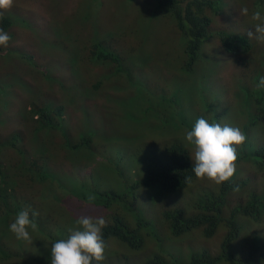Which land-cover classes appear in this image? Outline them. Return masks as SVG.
<instances>
[{"label": "rangeland", "instance_id": "obj_1", "mask_svg": "<svg viewBox=\"0 0 264 264\" xmlns=\"http://www.w3.org/2000/svg\"><path fill=\"white\" fill-rule=\"evenodd\" d=\"M255 1L222 0L219 6L221 13L215 15L211 26L213 30L210 29L212 33L222 30L232 36L249 40L253 45L249 54L251 59L248 58L241 65L227 56L224 48L223 53L217 48L212 49L211 60H213L214 65L208 59H205L206 63L196 65L194 77L199 80L205 75L206 81L204 83L199 81L193 87H190L193 82V74L189 75L192 79L189 78L177 64L180 63V59L177 62L176 58L184 51V46L179 44L178 30L175 24L166 18L163 20L153 19V22H158L160 26H152L153 29L147 33L153 39L146 45V47L150 46L148 55H140L141 57L135 60L137 69L134 76L141 80L143 88L134 89L131 93L134 94L133 98H130V93L125 92L120 94L118 96L120 99L117 98V100L112 87L108 88L106 84L104 89L100 88L97 93H93L91 96L89 94L84 95L87 110L93 114L95 121L98 119L108 121L106 125L102 126L101 131L103 133H99V137L109 133L108 138H106L108 140H99L91 145L93 157L85 160V167L83 168L77 170L72 168L75 166L66 161L63 156L56 157L57 165L56 161H48L49 170H52L50 176L56 186L51 196L60 199L59 206L54 205L60 214L53 217L46 215V212H50L51 208L45 209V207L53 206V204L39 196L37 186L33 189L29 188V191L22 188L18 190L20 199H24L23 209L29 212L30 218L34 219L36 223L37 218L44 219L42 223H44L45 228L60 223V226L54 231L58 240L64 239L71 232L68 225H78L75 219L66 220L64 215L70 216L77 210L81 211L82 205L79 202L69 200L70 198L77 200L79 199L78 194H82V192L94 196L97 190H117L123 196L124 201L127 193L136 194L135 196L144 200L139 201L138 199V205L133 211L137 212L141 202L140 206L145 219L152 223V226L154 225L155 232L165 240L164 250L168 256L173 254L180 258L182 263H189L193 253L205 250L210 255L217 256L227 232L225 225H221L217 235L211 239H206L202 233L197 231L175 238L166 224L167 220L161 215L162 212L173 209L171 203H165V200L160 202L162 198H160L158 188H152L151 193L149 188L136 186L141 178L138 171L143 173L144 170L142 163L147 153L146 145L154 150H162L168 146L165 144L166 141L173 143L178 140L189 149L190 153L193 151V146L185 140L186 129L182 131V127H176L174 131H171L173 123H165V120H169L171 117L169 110L167 113V109L162 111L163 116H160L159 120L147 122L148 106L143 104L144 99L141 95L152 96L157 99L161 98L159 96H169L166 99L170 102L173 101L171 98H175L172 103L159 100L162 102L159 104L166 108L171 107L178 114H182L181 117L193 126L195 121L201 117L211 123V115L205 111V105L208 101L212 104L214 111H212V123L239 127L245 133L248 140L243 145L236 146L239 153L247 151L245 147L248 144L250 147L247 151L248 154H252L259 145L264 146V123L256 119L255 109L252 110L250 104L254 103L250 97L251 91L256 97L264 99V87H257L260 77L264 76V44L258 43L255 39H250L247 35L248 31H255L254 25L257 23L252 19V13L259 10ZM126 3L130 5L123 8ZM150 3L151 0H14V6L10 10L4 11L3 15L9 17L14 26L9 28L7 32L12 38L8 47L0 46L2 49L0 52V91L3 93L0 95V110L3 102L8 103V107L1 113L4 126H0V134L8 136L19 127H14V123L20 121L19 113L24 107L31 109L33 106L37 107L38 104L41 107L47 106L52 101L59 106H64L65 111H68L65 116L71 123L81 126L85 119L89 120L88 116L84 117V110L78 106V103L68 102L69 96L73 95L70 88L65 94L64 90L52 81L53 79H60L66 84L74 78L72 64L69 60V56L73 52L66 46V41L72 40L71 36L78 34L76 40L73 41L77 42L80 47L79 52H81L84 44L87 47H94L96 41L93 42V39L96 37L94 34L97 31L99 32L97 41H102L103 45L112 51L122 53L127 57L139 55L142 52L137 51V49L142 48L144 42L138 37L135 28L138 26L135 16L146 13L154 18V15L158 14L159 11L145 10ZM84 5L89 6L92 10H86L85 13ZM242 7L249 8L248 16L245 17L240 14L239 10ZM261 14L264 15V10L261 11ZM210 15L214 14L210 12ZM90 35H92V39H88ZM84 37H86V42H84ZM217 39V35L213 34V38L203 46V51L218 45ZM26 51L32 57L28 60L31 69L28 73H20L18 56ZM78 61L81 62L82 58ZM101 64L103 63L95 62L90 57L79 64L80 68L85 69V76L88 77L85 80L89 83L90 88L95 83L102 81V75L109 76V81L114 88L128 85L127 80L121 79L122 75L120 77L111 76L115 71L114 65ZM126 67L129 68L127 65ZM30 72L31 74H29ZM20 77L26 83L25 89H22L17 82ZM13 82H15L14 85H12ZM7 85L9 86L7 87ZM28 86L32 87L30 92L26 89ZM179 88L181 89L179 90ZM193 91H198L201 95L204 93L206 100H203V97L193 93ZM208 91H210L209 94ZM171 95L173 96L171 97ZM157 102L158 100H156ZM247 118L252 121V124L248 126L250 130L245 132L243 124ZM114 130L118 132L120 139L122 138V141L129 148V150L125 149L129 152V159L132 154L142 152L135 158V163L134 160L127 161L125 155L120 154L118 149L121 144L110 141L115 133ZM28 147L31 149V146ZM43 147L47 155L53 154L47 146ZM243 166L247 169L246 165ZM248 170L249 175H245L247 184L244 189L237 196L227 197V199L231 198L233 206L234 204L237 205L238 202L241 204L250 200L254 193L258 194L257 198H263L264 201V173H259L255 168ZM209 181L205 178L199 180L196 185L208 186L207 189L210 190V193L215 189V186L210 185ZM78 184H82V186L77 187ZM51 196L48 198H52ZM149 196H154L157 200L152 201ZM197 196L199 195L192 198L185 195L182 200L189 203H183L180 198L173 199L172 203H179L190 210L191 203ZM131 201L134 202L135 200L131 199ZM33 213H38V215L33 216ZM262 220L264 221V218ZM3 233H7V227ZM30 234L35 235V232L32 230ZM142 234L146 236L145 230L142 231ZM243 234L232 246L241 241H246L243 244L245 250L253 242L264 245V222L261 225L255 223L247 226L243 230ZM147 239L145 249L135 251L118 244L116 238H110L106 247L108 251L105 254V262L108 264L146 263L154 256L152 253L158 251V245L150 237ZM35 247L39 249L40 255L49 256L51 246L41 247L39 244ZM235 253L239 255L240 248L236 247ZM1 258L2 255L0 254ZM42 259H46V257ZM219 264L226 263L223 261Z\"/></svg>", "mask_w": 264, "mask_h": 264}, {"label": "trees", "instance_id": "obj_2", "mask_svg": "<svg viewBox=\"0 0 264 264\" xmlns=\"http://www.w3.org/2000/svg\"><path fill=\"white\" fill-rule=\"evenodd\" d=\"M221 2L222 0H151L145 10L159 11V13L155 14L154 18L146 13H144L145 16L142 14L135 16L138 25L135 27L138 37L144 42V46L139 50L137 49V51L142 52L139 55L127 57L122 53L112 51L109 47L103 45L102 41H97L99 39V32L97 31L94 34L96 37L93 39V42L96 41L94 47H87L84 44L81 52H79L80 47L77 42L73 41L76 40L78 34L71 36L72 40L66 41V46L73 52L69 56L72 66L69 65L72 67L74 78L66 84L60 79V81L56 79L52 81L58 84L65 94L70 88L73 95L69 96L68 102L78 103V106L84 110V117L88 116L89 120L85 119L81 126L71 123L68 117L65 116L68 111H65L64 106H59L52 101L47 106L41 107L38 104L37 107L33 106L31 109L24 107L19 113L20 121H15L14 123V127H19L14 129L8 136L0 134V254L2 255L0 264H51V251L49 256H43L40 255L39 249H36L35 246L40 244L41 247H52L58 240L54 230L60 226V223L45 228L44 223H42L44 219L36 217L37 228L33 230L35 235L30 234L31 242L17 239L15 234L10 231V224L14 222L16 215L20 211H24V199H20L18 190L22 188L29 191V188L33 189L37 186L39 196L53 204V206L45 207V209L51 208V211H47L46 215L53 217L60 214V211L54 206H59L60 199L55 196L48 198L56 189L54 180L50 176L52 170H49L48 161H56L57 156H63L66 161L75 166L72 168L76 170L83 168L85 167V160L93 157L94 153H91V145L99 140H108L106 138H108L109 133L99 137V133H103L101 131L102 126L106 125L108 121L102 119L95 121L93 114L87 110L84 95L89 94L91 96L106 84L108 88L112 87L117 100L118 96L125 92L130 93V98H133L134 94L131 93H133L134 89L143 88L141 80L134 76V72L137 69L135 60L141 57L140 55H148L150 46L146 47V45L153 39L147 33L153 29L152 26H160L158 22H153V19L163 20L166 18L175 24L178 30L179 44L184 46V51L177 56L176 60L178 62V59H180V63L177 64L180 65L182 72L186 76L191 78L189 75L193 74V82L190 87L195 86L199 81L203 83L206 81L205 75H201L202 77L196 80L194 77V74H196L195 67L200 63H206L205 59H212V49L217 48L223 53L224 48L227 56L233 58L241 65L250 58L249 54L253 45L249 40L232 36L222 30L215 33L210 31V29L213 30L211 28L213 18L221 13L219 10ZM255 4L260 11L264 10V0H256ZM129 5V3H126L123 8ZM83 10L86 13V10H92V8L90 9L89 6L86 7L84 5ZM210 12L214 15H210ZM0 23L1 28L5 32L8 31L7 28L12 24L6 16H3ZM213 34L217 35L219 44L203 51V46L213 38ZM85 38L84 42L87 41ZM88 39H92V35ZM171 39L174 40L173 38ZM1 51L2 49L0 48ZM89 57L91 60L94 59L95 62L103 63L101 65H114L115 71L111 76L120 77L122 75L121 79L127 80L128 85L114 88L109 81V76L102 75L101 80L103 82H97L90 88L89 83L85 80V78H88L85 76V69L79 67V64ZM81 58L82 61L79 62L78 59L80 60ZM30 59L32 57L27 51L18 56V70L20 73H28L30 71L31 64L28 62ZM211 62L214 65L213 60ZM18 80L17 82L21 88L25 89L26 83L23 78L20 77ZM26 89L30 92L32 87L28 86ZM193 93L206 100L204 99V93L203 95L198 91H193ZM2 94L0 91V95ZM141 97L144 99L143 104L148 106V123L159 120V117L163 116L162 111L164 112L167 109L166 113L169 110L171 117H169V120L166 119L165 123H173L171 131H174L176 127H182V131L183 129H192L193 125L187 122L185 118L183 119L181 117L182 114H178L171 107L166 108L159 104L162 103L159 100L172 103L175 98H171L173 101L170 102L166 99L169 96H159L161 97L159 99L146 95H141ZM250 97L254 102L250 104L252 110L255 109L256 119L264 123V99L256 97L252 91L250 92ZM156 100H158L157 103ZM79 102L82 103L79 104ZM7 107L8 103L3 102L0 110V126H4L1 113ZM66 107L69 108L68 105ZM205 111L210 113L212 123V104L208 103V101L207 105H205ZM216 119H218V116H216ZM251 124L252 121L247 118L243 124L245 132L250 130L248 126H251ZM114 131L115 133L110 138V141L121 144L118 149L120 154H124L127 161L134 160L135 163V158L142 152L132 154L129 159V152L126 151L129 148L122 141V138L120 139L118 132ZM75 132H77V135H75ZM170 136L174 138L172 134ZM165 144L168 146L162 150H154L149 145L145 146L147 153L142 163L145 171L143 170V173L140 170L138 171L141 178L136 186L149 188L151 193L152 188H158L161 195L160 198H162L160 202L165 200V203H171L173 209L164 211L161 215L167 220L166 224L175 238L197 231L202 233L206 239H211L217 235L219 227L225 225L227 232L221 244V252L217 257L212 258L207 250L193 253L190 256L189 263H182L179 260L180 258L173 254L168 256L164 250L165 240L155 232L154 225L152 226V223L145 219L146 217H144L140 206L141 202L137 212L133 211L138 205V199L139 201H144L141 197L135 196L136 194L127 193L124 201L123 196L117 190H97L94 196H89V194L82 192V194H78L79 199H69L81 203L83 205H81V211L77 210L70 216L64 215V218L77 221L81 216H103L107 221V226L102 229L106 245L110 238H116L118 244L140 251L145 249L148 241L147 237H150L158 245V251L152 253L154 256L144 264H219V262L223 261L226 264H264V245L253 242L245 250L243 244L246 241H241L232 246L234 242L240 239L241 235H244L243 230L247 226L255 223L261 225L264 222L262 220L264 218L263 198H257L258 194L254 193L250 200L241 204L238 202L234 206L231 198L227 199L228 196H237L244 189L247 184L245 175H249V168L252 170L255 168L259 173H264V146L259 145L252 154L247 152L250 149L249 144L246 147L244 146L247 151H242L241 153L238 151L237 170L234 176L220 185L209 181L210 185L215 186V189L209 193L208 186L196 185L201 179H198L192 171L193 160L189 149L178 140L173 143L166 141ZM28 146H31V149ZM43 146H47L48 150H52L53 154L47 155ZM243 165H246L247 169ZM185 177H191V183L185 182ZM80 186L82 184H78L77 187ZM237 188L239 189L238 191L235 190ZM185 195L192 198L199 195L192 201L190 210L179 203H172L175 198H180L183 203H189L186 200H182ZM131 199L135 200V203ZM149 199H152V201L157 200L154 196H149ZM93 214L95 215L92 216ZM243 221L244 223H242ZM68 226H70V230L81 228L80 225L71 226L69 224ZM6 227L7 233L5 234L3 232ZM143 230H145L146 236L142 234ZM29 232H32V230L29 229ZM70 234L71 232L64 239H67ZM236 247L240 248L239 258L234 254ZM162 253L165 254L163 255ZM44 257L46 259H42ZM105 261L101 262V264H108Z\"/></svg>", "mask_w": 264, "mask_h": 264}, {"label": "clouds", "instance_id": "obj_3", "mask_svg": "<svg viewBox=\"0 0 264 264\" xmlns=\"http://www.w3.org/2000/svg\"><path fill=\"white\" fill-rule=\"evenodd\" d=\"M13 6L14 0H0V19L3 18L4 11L10 10ZM239 11L242 16L249 15L248 7H242ZM8 19L13 24L9 17ZM252 19L257 21L254 25L255 31H248L247 35L250 39L264 44V15L256 10L252 13ZM12 24L7 30L14 26ZM7 32L0 28V46L4 48L8 47L12 39ZM257 87H264V76L260 77ZM185 140L193 146L191 157L192 171L195 176L201 180L206 178L220 185L229 181L236 173L239 157L236 146L246 143L247 137L239 127L210 123L201 117L195 121L191 130L185 131ZM191 180V177H185V182L191 183ZM32 215L36 216L38 213ZM77 223L81 226L80 229L71 230L67 239L57 240L52 245L51 264H101L106 260L107 245L102 232V229L107 226L106 219L103 216H81ZM36 228L37 224L34 219L30 218L27 210L20 211L14 222L10 224V231L15 234L16 238L28 242H31L29 229L35 230ZM234 254L239 258V255Z\"/></svg>", "mask_w": 264, "mask_h": 264}]
</instances>
